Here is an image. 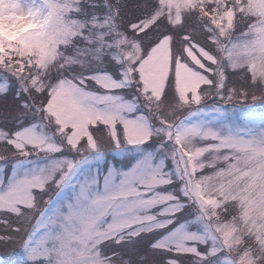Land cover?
<instances>
[{
  "label": "snow or ice",
  "instance_id": "obj_1",
  "mask_svg": "<svg viewBox=\"0 0 264 264\" xmlns=\"http://www.w3.org/2000/svg\"><path fill=\"white\" fill-rule=\"evenodd\" d=\"M258 107L264 0H0V246L264 264Z\"/></svg>",
  "mask_w": 264,
  "mask_h": 264
},
{
  "label": "rangeland",
  "instance_id": "obj_2",
  "mask_svg": "<svg viewBox=\"0 0 264 264\" xmlns=\"http://www.w3.org/2000/svg\"><path fill=\"white\" fill-rule=\"evenodd\" d=\"M257 111H264V108H257ZM10 250L8 251V254L4 256L3 248L1 250L0 248V260L6 261L7 264H22V259L20 256L19 251L13 247L9 246ZM153 258L151 256L148 257V260H152Z\"/></svg>",
  "mask_w": 264,
  "mask_h": 264
},
{
  "label": "trees",
  "instance_id": "obj_3",
  "mask_svg": "<svg viewBox=\"0 0 264 264\" xmlns=\"http://www.w3.org/2000/svg\"><path fill=\"white\" fill-rule=\"evenodd\" d=\"M9 246H11V245H8V246H0L1 250H2V248H3L4 256H5L6 254H8V251L10 250V249H9V248H10Z\"/></svg>",
  "mask_w": 264,
  "mask_h": 264
}]
</instances>
